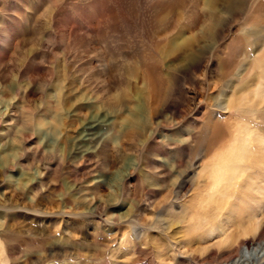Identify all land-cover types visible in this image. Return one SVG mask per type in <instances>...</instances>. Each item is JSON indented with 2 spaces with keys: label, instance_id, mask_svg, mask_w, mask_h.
<instances>
[{
  "label": "rangeland",
  "instance_id": "obj_1",
  "mask_svg": "<svg viewBox=\"0 0 264 264\" xmlns=\"http://www.w3.org/2000/svg\"><path fill=\"white\" fill-rule=\"evenodd\" d=\"M164 1L0 0V264H264V0Z\"/></svg>",
  "mask_w": 264,
  "mask_h": 264
},
{
  "label": "bare ground",
  "instance_id": "obj_2",
  "mask_svg": "<svg viewBox=\"0 0 264 264\" xmlns=\"http://www.w3.org/2000/svg\"><path fill=\"white\" fill-rule=\"evenodd\" d=\"M179 0H165L164 2H165V4H172V5H175V4H177V2H178ZM182 1V0H181ZM225 1V0H224ZM226 1H229V0H226ZM212 2H213V0L211 1V0H207V2L204 4V8L205 9H207V10H211L212 11V9H214V6H213V4H212ZM230 2H231V0H230ZM230 2H228V3H230ZM162 3V2H161ZM179 3V2H178ZM225 3V2H224ZM234 4V3H233ZM215 5V4H214ZM231 5V4H230ZM178 47V45L177 44H175L174 43V41L173 40H170L169 41V45L167 46V48H166V50H164L165 52H172V51H174L175 52V50H177L176 48ZM164 56V55H163ZM163 76V73H160V74H158V79H160V77H162ZM152 89H153V87H152ZM121 98V97H120ZM138 99V98H137ZM149 100V99H148ZM146 101V100H145ZM145 101H144V104H145ZM167 101V100H166ZM146 102H148V101H146ZM165 104H166V102H165ZM147 105H148V103H147ZM152 107V106H151ZM164 107V106H163ZM153 108V107H152ZM146 110H147V112H146ZM148 110V108H147V106L145 105V106H137V107H135L134 109L132 108V115H131V117H132V119L130 120L131 121V124H133L134 126H141V127H143V128H145L146 126H147V123L149 122V120H148V118H149V113L151 114V116L150 117H152V118H157V115L158 114H162V112L164 111L163 109L161 110V111H159L158 113H152L151 111H149ZM173 111V110H172ZM148 113V114H147ZM174 113H175V111H174ZM151 119V118H150ZM128 124V123H127ZM132 125V126H133ZM134 128V127H133ZM134 130V129H133ZM112 138V137H111ZM58 145V144H57ZM56 145V146H57ZM5 146V145H4ZM63 148V147H62ZM62 148H60V149H62ZM104 148V147H103ZM116 149H117V152L118 153H122L123 151L121 150V149H119L118 147H116ZM3 150H5L6 151V149L3 147ZM244 150V149H243ZM242 150V151H243ZM249 150V149H248ZM61 151V150H60ZM10 152H12V154H10V153H8V154H6L5 156H4V158H2V164L0 165V179H2V177L4 176V174H5V172H6V167H7V164H8V162H9V160H10V157L11 156H15V153H16V151H14V150H10ZM229 153H231V152H229ZM240 155V154H239ZM220 167V166H219ZM218 169V168H217ZM217 169H214V175H215V179L216 180H218V181H220L219 179H220V172L217 170ZM223 170V169H222ZM221 170V171H222ZM239 170V169H238ZM226 171V170H225ZM230 171V170H229ZM240 171V170H239ZM233 173H235V174H237V168H236V170H234V172ZM232 174V173H231ZM230 174V175H231ZM239 174V173H238ZM227 175V174H226ZM232 181V180H231ZM24 185L25 184H23L22 185V188L20 189V194H16L15 195V193H14V195H12V197L17 201V200H19L20 198H22V194H23V192H22V190H23V187H24ZM24 196V195H23ZM4 205V204H3ZM31 206L29 207V209H35V210H40V209H38V207L37 206H35V205H32V204H30ZM37 207V208H36ZM9 229H10V227H6V229H5V231H4V233H6V232H8L9 231ZM262 247V246H261ZM2 254H3V252H2ZM258 256V255H257ZM248 258V257H247ZM5 259H7V258H5ZM254 260V259H253ZM27 261V260H26ZM5 263H7V260L5 261ZM8 264V263H7ZM28 264H29V262H28Z\"/></svg>",
  "mask_w": 264,
  "mask_h": 264
}]
</instances>
